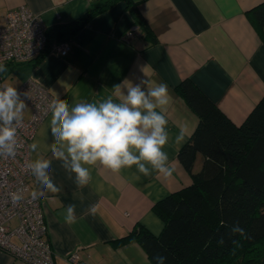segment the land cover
<instances>
[{"label":"crops","instance_id":"crops-1","mask_svg":"<svg viewBox=\"0 0 264 264\" xmlns=\"http://www.w3.org/2000/svg\"><path fill=\"white\" fill-rule=\"evenodd\" d=\"M105 1L0 0V25L8 9L24 4L50 30L71 23ZM128 2L136 6L150 36L135 21ZM262 2L113 0L67 38L65 55L45 51L32 60L8 62L2 81L18 89L31 79L70 105L79 100L102 101L108 96L115 100L113 86L124 80L135 84L144 78L154 84L164 83L171 96L166 113L169 131L174 136L183 127L187 141L198 115L177 91L184 79L236 125L264 96V36L248 16L249 10ZM131 26H136V33L126 41L122 36ZM51 41L56 40L53 37ZM30 111L28 106L24 119ZM50 119L51 112L37 128L32 144L38 143V147L30 149L31 162L52 158ZM184 143L165 148L175 168L168 180L156 174L144 177L135 166L113 173L97 164L91 168L89 185L78 189L60 161L53 159L52 179L62 191L39 198L54 264H69L65 256L73 250L79 251L83 264H153L136 241L117 244L116 239L137 225L154 235L160 233L163 222L153 211V204L191 183L177 158ZM39 188L32 175V191ZM69 204L76 205L77 220L71 224L65 222ZM90 205L97 206L94 217L86 214ZM15 223L12 220L10 225ZM0 264L28 263L0 248Z\"/></svg>","mask_w":264,"mask_h":264},{"label":"trees","instance_id":"trees-1","mask_svg":"<svg viewBox=\"0 0 264 264\" xmlns=\"http://www.w3.org/2000/svg\"><path fill=\"white\" fill-rule=\"evenodd\" d=\"M112 2L47 29L48 44L66 41ZM128 3L135 21L150 36L136 6ZM248 16L264 36V2ZM177 91L198 115L193 133L177 152L191 183L153 204L163 222L158 235L137 225L116 243L136 241L153 264L156 255L165 256V264H264V96L236 125L189 79L181 81ZM236 222L247 237L231 234ZM220 237L223 245L217 242Z\"/></svg>","mask_w":264,"mask_h":264},{"label":"clouds","instance_id":"clouds-1","mask_svg":"<svg viewBox=\"0 0 264 264\" xmlns=\"http://www.w3.org/2000/svg\"><path fill=\"white\" fill-rule=\"evenodd\" d=\"M6 71V66L0 64V73ZM113 89L115 100L108 96L102 101L79 100L70 105L57 94L51 101L48 107L51 112L52 158L26 164L40 186L32 193L33 199L48 192L62 191V186L52 179L53 159L60 161L68 179L74 178L78 189L89 185L91 168L97 164L113 173L135 166L144 177L156 174L164 180L172 178L175 168L171 166L165 148L170 144L179 146L184 143L186 132L183 127L174 136L169 131L166 113L171 96L167 85L142 78L135 84L124 80ZM22 96L26 97L25 93L18 92L16 87L0 88V156L15 157L20 147L18 128L28 107ZM37 147L38 143L30 145L32 151ZM11 199L18 202L22 195L19 191L12 193ZM96 213V205H90L86 210V214L93 217ZM76 220V205L69 204L65 222L71 224ZM231 234L247 237L239 222L231 226ZM217 242L225 243L223 237ZM154 259L156 264H165L167 258L156 255Z\"/></svg>","mask_w":264,"mask_h":264},{"label":"built area","instance_id":"built-area-1","mask_svg":"<svg viewBox=\"0 0 264 264\" xmlns=\"http://www.w3.org/2000/svg\"><path fill=\"white\" fill-rule=\"evenodd\" d=\"M91 1V0H89ZM47 27L41 18L22 4L8 9L0 25V64L32 60L45 51L65 55L68 43L47 42ZM136 26L127 29L122 38L130 40ZM0 73V88L7 86ZM25 93L30 116L18 128L20 147L15 157L0 156V248L28 264H54L47 241V226L40 198L33 199L32 174L26 168L30 160V145L37 128L50 113L49 104L55 98L44 86L29 79L18 89ZM20 192L22 199L13 202L11 194ZM16 223L11 226L10 222ZM69 264H83L78 250L66 256Z\"/></svg>","mask_w":264,"mask_h":264}]
</instances>
